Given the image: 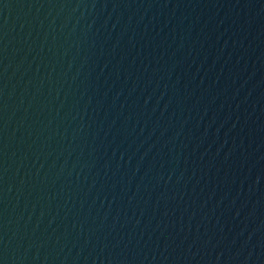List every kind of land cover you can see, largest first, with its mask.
I'll return each mask as SVG.
<instances>
[{
    "label": "water",
    "instance_id": "obj_1",
    "mask_svg": "<svg viewBox=\"0 0 264 264\" xmlns=\"http://www.w3.org/2000/svg\"><path fill=\"white\" fill-rule=\"evenodd\" d=\"M0 264H264V0H0Z\"/></svg>",
    "mask_w": 264,
    "mask_h": 264
}]
</instances>
